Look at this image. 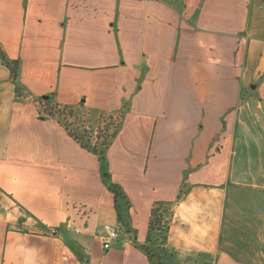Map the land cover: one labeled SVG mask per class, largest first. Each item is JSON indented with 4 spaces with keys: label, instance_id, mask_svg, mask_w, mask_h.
<instances>
[{
    "label": "crops",
    "instance_id": "crops-1",
    "mask_svg": "<svg viewBox=\"0 0 264 264\" xmlns=\"http://www.w3.org/2000/svg\"><path fill=\"white\" fill-rule=\"evenodd\" d=\"M0 48L23 86L0 61V264H264V0H0ZM53 105L88 131L124 111L128 227Z\"/></svg>",
    "mask_w": 264,
    "mask_h": 264
},
{
    "label": "trees",
    "instance_id": "trees-1",
    "mask_svg": "<svg viewBox=\"0 0 264 264\" xmlns=\"http://www.w3.org/2000/svg\"><path fill=\"white\" fill-rule=\"evenodd\" d=\"M0 61L9 70L12 81L15 85L17 95L23 89L19 81L20 61L11 60L0 48ZM44 113L47 117L56 118L58 123L65 128L68 136L76 142L80 147L98 158L102 180L107 186V189L112 193L114 206L116 209L117 220L119 223L128 227V208L129 205L122 188L111 181L109 174L106 172V151L112 144L114 138L121 126V118L124 116V111L120 112L117 117H107L103 119L101 125L97 126L96 130L88 131L84 129L82 122L78 123V119L74 118V111L70 107H58L57 105L45 106ZM168 209L164 207L162 202H156L152 206L150 218L148 222V237L147 242H161L166 240L168 233ZM146 255L152 261L154 257L145 250Z\"/></svg>",
    "mask_w": 264,
    "mask_h": 264
},
{
    "label": "built area",
    "instance_id": "built-area-1",
    "mask_svg": "<svg viewBox=\"0 0 264 264\" xmlns=\"http://www.w3.org/2000/svg\"><path fill=\"white\" fill-rule=\"evenodd\" d=\"M103 231L104 235L101 238L102 248L104 250H108L110 249L112 243L117 239L118 235L115 229L109 224H105L103 226Z\"/></svg>",
    "mask_w": 264,
    "mask_h": 264
},
{
    "label": "rangeland",
    "instance_id": "rangeland-1",
    "mask_svg": "<svg viewBox=\"0 0 264 264\" xmlns=\"http://www.w3.org/2000/svg\"><path fill=\"white\" fill-rule=\"evenodd\" d=\"M96 124H94V126H95ZM98 126V125H97ZM158 261H160V259L158 260Z\"/></svg>",
    "mask_w": 264,
    "mask_h": 264
}]
</instances>
